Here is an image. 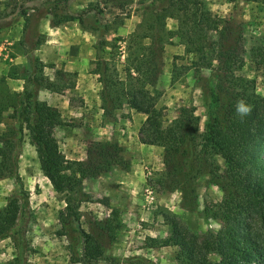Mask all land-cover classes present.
Returning a JSON list of instances; mask_svg holds the SVG:
<instances>
[{
	"label": "trees",
	"instance_id": "trees-1",
	"mask_svg": "<svg viewBox=\"0 0 264 264\" xmlns=\"http://www.w3.org/2000/svg\"><path fill=\"white\" fill-rule=\"evenodd\" d=\"M40 1L31 8L37 11L46 5L51 27L71 21L83 26L85 17L92 14L91 31L98 39L93 45L90 73L100 85L102 111L107 113L124 103L129 110L142 114L138 141L163 150L158 185L167 184L168 189L177 190L189 214H199L203 221L211 220L219 226L215 233L197 241L173 216L160 213L167 234L164 238H146L144 247H174L177 264H264V99L256 94L252 80L235 76L243 64L240 29L212 15L204 0H135L139 22L124 37L115 36L107 41L101 40L102 36L113 31V24L123 25L132 0H96L73 14L68 11L72 0ZM243 1L264 6V0ZM108 4L115 11L107 10ZM15 13L21 17L24 30L27 15L23 4H5L4 10H0V21ZM167 20L175 22V31L166 29ZM174 36L183 53L194 57L190 63L192 77L201 82L199 89L206 101L202 131L192 106L181 108L178 116L163 126L162 111L155 107L159 94L148 90L155 86L164 46L170 45ZM117 43H123L126 54L122 78L115 65ZM106 48L104 59L102 53ZM249 56L264 71V48L252 49ZM45 67L38 59L29 58L20 77L11 69L0 77V123L4 119L14 123L0 132V180L10 179L14 183L13 191L0 208V241L9 239L14 250L12 264H31L27 260L31 248L25 239L29 194L23 188L16 161V145L25 131L41 175L64 204L57 214L56 235L67 241L69 262L117 264L114 258L103 255L98 239L81 226L80 206L89 201L82 182L97 178L112 165L127 171L129 163L121 157L115 143L107 142L92 143L83 161L64 158L51 133L63 125L59 112L39 101L36 93L42 89L61 94L74 84H64L62 72L58 71L55 79L46 78ZM202 69L210 72L206 80L200 76ZM62 74L68 78L76 75ZM17 78L23 81L20 92L10 90L5 82ZM174 79L171 75L170 81ZM240 100L252 106L251 114L243 118L236 112ZM197 179H205V183L222 192L218 204H205L201 212H197L192 187ZM116 214L111 209L110 219L93 225L112 239ZM210 256L215 259L210 260ZM126 262L154 264L140 257H130Z\"/></svg>",
	"mask_w": 264,
	"mask_h": 264
},
{
	"label": "rangeland",
	"instance_id": "rangeland-1",
	"mask_svg": "<svg viewBox=\"0 0 264 264\" xmlns=\"http://www.w3.org/2000/svg\"><path fill=\"white\" fill-rule=\"evenodd\" d=\"M95 1L72 0L68 11L71 14L76 13ZM134 1L129 6L128 18L123 20V25L113 24V31L103 35L101 40L110 41L115 36L124 37L133 30L139 22ZM40 2L0 0V10H4L5 4H23L27 15L24 30L23 21L17 13L0 21V77L5 76L10 69L20 77L24 61L29 58L38 59L46 65L43 74L50 80L56 78V71L76 74L68 78L61 73L64 84H74L61 94L42 89L36 93L39 101L48 103L51 107L55 106L59 112L63 125L51 131L58 150L65 159L83 161L86 150L92 143H115L121 150V157L129 163L127 171L112 165L97 178L83 180L82 190L88 195L89 201L80 206L82 228L98 239L103 255L114 258L117 264H127L126 260L130 257H140L154 264H177L174 247H144L146 238H164L167 234L160 213L173 216L197 241L215 233L219 228L218 224L211 220L203 221L199 214H189L182 206L177 190L168 189L167 184L162 187L158 185L157 180L163 170V150L138 141V130L144 120L142 114L129 110L124 103L113 110L109 109L107 113L102 111L100 85L96 76L90 73L94 62L93 45L98 39L96 33L91 31L92 14L85 17L83 26L71 21L51 27L46 15V5L37 11L31 8ZM204 3L212 15L223 19L229 26L240 29L243 64L235 72V76L252 80L256 94L264 99V71L255 66L249 56L252 49L264 48V6L243 0H204ZM106 8L115 11L110 4ZM166 29L175 31V22L167 20ZM117 44L119 49L115 52V65L119 77L122 78L121 68L126 54L123 43ZM107 53L106 48L102 53L104 59L107 58ZM17 57L18 62L13 64ZM193 60V55L183 53L176 36L171 39L170 45L164 46L162 66L155 86L153 89L148 88L149 91L159 94L155 107L162 111L163 126L169 125L178 116L181 108L192 106L194 115L199 119L198 129L202 131L206 101L199 89L201 82H195L192 77L190 63ZM209 74L207 69L200 72L203 80ZM171 75L175 77L173 82L170 81ZM8 81L9 79L5 80L7 85ZM0 124L3 125L0 126L2 132L5 127L14 123L4 119ZM16 161L23 188L29 194L25 239L31 252L27 260L31 264H77L69 262L66 239L56 235L57 214L63 210L64 204L41 175L34 148L29 144L25 131L16 145ZM192 187L197 212H201L205 204H218L221 201L220 189L205 183V179L194 180ZM13 189L12 180H0V208ZM111 209L117 212L112 239L107 232L93 225V222L110 219ZM13 256L14 250L9 239L1 240L0 264H12ZM209 258L215 259L213 256Z\"/></svg>",
	"mask_w": 264,
	"mask_h": 264
},
{
	"label": "crops",
	"instance_id": "crops-1",
	"mask_svg": "<svg viewBox=\"0 0 264 264\" xmlns=\"http://www.w3.org/2000/svg\"><path fill=\"white\" fill-rule=\"evenodd\" d=\"M17 62H18V57L17 58H14L13 64H16ZM25 62L26 61H24V65H25ZM22 85H23V81L20 78H17V79H9V81H8V87L11 90L16 91V92H20L22 90ZM46 104L49 105L48 103H46ZM53 107H55V106H53ZM0 126H1V124H0ZM1 127H3V125Z\"/></svg>",
	"mask_w": 264,
	"mask_h": 264
},
{
	"label": "clouds",
	"instance_id": "clouds-1",
	"mask_svg": "<svg viewBox=\"0 0 264 264\" xmlns=\"http://www.w3.org/2000/svg\"><path fill=\"white\" fill-rule=\"evenodd\" d=\"M236 112L241 118H243L251 114L252 106L245 103V101L240 100L236 105Z\"/></svg>",
	"mask_w": 264,
	"mask_h": 264
}]
</instances>
